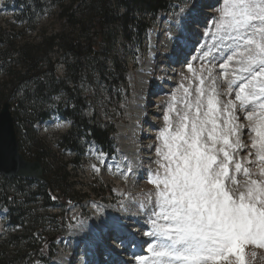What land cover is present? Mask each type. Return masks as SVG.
Wrapping results in <instances>:
<instances>
[{"label":"snow or ice","instance_id":"obj_1","mask_svg":"<svg viewBox=\"0 0 264 264\" xmlns=\"http://www.w3.org/2000/svg\"><path fill=\"white\" fill-rule=\"evenodd\" d=\"M194 7L180 8L181 24ZM215 11L205 33L213 43L200 57L207 75L185 66L197 83L181 73L189 86L171 94L157 133L158 167L148 169L155 188L140 204L151 225L145 264H224L231 256L245 264L244 246L264 247V0H221ZM216 54L227 57L219 75ZM125 162L121 175L134 176L135 162Z\"/></svg>","mask_w":264,"mask_h":264},{"label":"trees","instance_id":"obj_2","mask_svg":"<svg viewBox=\"0 0 264 264\" xmlns=\"http://www.w3.org/2000/svg\"><path fill=\"white\" fill-rule=\"evenodd\" d=\"M54 1L58 12L53 24H58V31L47 32L39 25L44 0H13L17 9L11 15L13 22L6 20L8 30H0V108L6 100L12 104L20 152L26 149L31 160L41 162L54 190L38 181L0 175V208L8 210V231L0 240V264H20L26 259L49 263L55 248L46 229L51 230L54 222H65L63 212L51 214L48 208L58 206L63 211L67 204L81 202L69 199L70 193L64 191L70 187L68 161H61L56 168L44 164L51 150L37 138L34 125L50 119V106L55 104L56 114L71 121L56 146L72 152L76 165L83 152L80 138L94 141L111 154L113 124L100 125L83 114L89 99L84 89L91 85L94 89L103 86L109 94L116 89L120 92L126 84L127 67L118 57L108 58L113 40L118 33L123 39L135 36L141 46L149 26L141 15L153 19L170 6L167 0ZM55 50L63 64L62 76L55 69ZM109 59L114 71L107 67ZM61 94L66 101L55 103Z\"/></svg>","mask_w":264,"mask_h":264},{"label":"rangeland","instance_id":"obj_3","mask_svg":"<svg viewBox=\"0 0 264 264\" xmlns=\"http://www.w3.org/2000/svg\"><path fill=\"white\" fill-rule=\"evenodd\" d=\"M44 1L45 3L39 18V25L45 26L47 32H56L59 27L56 22L53 24V19L58 12V5L54 3V0ZM167 1H170L171 7L170 11L166 14H159L157 18L153 17V19L150 16L141 15L140 18H144L150 28L143 38L142 46H139L135 36L129 39H123L118 33V36L113 40V48L108 58L118 57L124 62L129 73V85H121V91L119 92L116 89L111 92L112 94L107 93L106 88L103 86L94 89L90 85L87 89H84V94L88 95L89 99L87 103L88 108L83 114L88 118L97 120L100 125L112 123L116 130L114 134L116 153L111 159L105 155H101L103 152L96 144L89 143L88 139L80 138L85 153L81 157V162L76 166L73 153L61 151L56 146L59 138L69 130L70 123L68 120L53 116L49 122L40 123L35 127L37 138L42 140L47 149L51 150L52 157H45L44 164L48 163L52 165V168H56L60 165L61 161H68L66 171L69 174L70 187L64 191L70 193L68 194L69 199H81L83 202L80 205L72 204L68 208L66 218L71 228L76 223L78 224L80 220L91 216V212L86 205L90 201L97 199L95 195L105 192V197L101 202H107L112 206L115 205L118 210L125 212V216L139 220L140 225L133 227V229L136 230V233L138 232V239L142 240L140 249L142 252L140 254H134L132 250L137 246L134 244V241L126 242L125 239H115L116 231H111L109 240L110 247L108 248V252L111 251L113 253V256L110 258L111 260L109 259V263L111 264L120 263V259L117 256H126L128 260L125 264H145L144 260L140 259L141 257L148 258L149 261L152 258V250L149 248L152 240L150 237L144 235L145 232L151 231V225L148 222V214L141 209L140 204L146 199L144 193L153 191L155 188L153 184L149 183L148 169L151 167L155 171L158 167L153 163L157 159L155 145L160 143L156 139L157 133L164 127V114L168 107V101L171 100V94L175 91L177 98H179L182 89L178 85L184 84L185 86H189V81L184 80L181 73L192 78L193 87L197 83L194 74L189 72L185 66L191 62L192 68L196 70V73L205 76L207 72L204 71L201 73V67L202 65L205 68L209 66L207 61L201 60L200 57L209 51L213 43L212 37L210 35L206 36L205 33L209 30V21L217 15L215 9L221 3V0H216L213 5L211 4L213 0H205L206 2H202L203 6L207 4L206 8H203V12L198 16V19L194 18L195 21L190 22L191 35L183 43L177 40L178 46L173 43L171 37L177 35L175 21L180 12V8H187L193 3L196 5L200 0L183 1V3L181 0ZM5 3H8V8L4 7ZM13 8L12 0H0V30H8L9 25L6 23V19H10V14L14 11ZM113 26H117V29L120 28L119 24ZM131 27L133 28L130 25ZM153 40L157 43L158 52L156 54L158 55L152 61ZM174 46L176 49L184 46L180 50L183 51L185 56H182L178 60V63L174 65L175 68L171 69L173 66L171 68L168 67L170 72L165 74L162 72V69L166 68L167 64L161 63L163 61L169 62L167 61V56L171 54ZM216 55L217 60L214 62V71L219 75V65L223 64L227 57L225 56L224 59H219V54ZM53 56L57 58L55 60V69L62 76L64 68L60 61L59 51L55 50ZM136 58L137 61H135ZM159 65H162L161 69H159ZM107 67L111 71H114L110 59L107 61ZM233 67H235V62H233ZM143 70L144 72H142ZM228 78L231 79V73H229ZM143 81L147 83V86L143 87ZM161 86H164V89L160 90ZM222 88L226 89L227 84H223ZM64 95L61 94L55 98V103L65 102ZM110 96L113 98L109 101ZM120 96L125 101L119 100ZM231 98L234 99V95ZM143 99L147 103L146 112L140 118L139 103ZM177 107H179V104ZM54 108L55 104L50 106V110L53 112ZM245 123L247 122L245 121ZM58 124L61 126L57 127ZM247 137L248 133L245 131L244 139L246 142ZM127 144L137 146V152L132 153L128 151ZM150 145L152 147H149ZM21 153L29 160L33 158L32 154L28 153L26 149L21 148ZM241 155H246V153L242 152ZM125 159L135 162L136 174L134 176L125 177L118 170L119 166V169L127 171ZM101 161L104 162L102 163ZM93 165H95V168H93ZM252 167L254 168L255 166L252 165ZM238 178L242 180L243 176L241 175ZM53 212L54 210L51 211V213ZM3 222L0 215V225ZM133 222L131 223L133 224ZM122 241L124 244L121 243ZM57 246L59 252L58 257L61 255H70L69 257H71L75 251L79 252L76 255L79 259L86 256L84 249L81 247H75V250L72 249L71 239L67 238L58 241ZM244 250L247 253V257H242L245 264H264V247L248 244L244 246ZM98 256H100L99 259L108 257L106 254H100ZM99 259L96 257V260L92 261L95 264L98 261L100 262ZM76 264H79V262H76ZM224 264L230 263L229 261H224Z\"/></svg>","mask_w":264,"mask_h":264},{"label":"bare ground","instance_id":"obj_4","mask_svg":"<svg viewBox=\"0 0 264 264\" xmlns=\"http://www.w3.org/2000/svg\"><path fill=\"white\" fill-rule=\"evenodd\" d=\"M203 1L205 0H200L198 4L195 5V8L192 9L190 16L186 15L184 17L183 24L180 23L179 17H177L175 21V28L178 34L177 38L181 43H183V41L186 40L191 35V32H188L189 31L188 27H190L189 24L191 21H195L196 18L198 19L199 18L198 16L203 12L202 9V7H204L202 4ZM157 52H158L157 43L153 40L152 54L158 55L156 54ZM151 60L153 61L152 58ZM173 68H175V66H173L171 69ZM142 72H144V70ZM145 86H147V83L143 81V87ZM146 104L147 103L145 99L141 100V102L139 103L140 118H142V116L146 112ZM126 147L128 151H131L132 153H136L138 149V147L134 145H128ZM86 206L89 208L88 210L91 212V216L85 218L84 220H81L72 229L71 238L73 243L79 241L80 243H85V245L87 246L90 243L92 244L91 248H88V250H86L89 255L88 258H91L92 256H96L98 252H102V250H107V246L108 245L110 246L109 240H110L111 231H116L115 234L117 235V238L119 240L125 239L127 242L134 241V243H136L137 245L135 248L141 249L142 240L138 239L137 237L138 232L136 233V230L133 229V227L140 225L139 220H137L136 218H130L125 216L124 211L118 210L115 207V205L112 206L107 202L93 200L90 201V203L87 204ZM131 222H133V224ZM90 239H93V241H91ZM121 254L123 253L121 252ZM110 255L113 254L110 253ZM242 256L247 257V253L245 252V250H243ZM119 258L123 260L122 262H120V264H125L126 261L128 260L126 256H119ZM72 259L73 257L69 258L68 256L61 255L60 257H57L55 263L73 264V262L71 261L69 262V260ZM88 262H89L88 259H85L82 260L79 264H88ZM229 263L237 264L235 256L230 257Z\"/></svg>","mask_w":264,"mask_h":264},{"label":"water","instance_id":"obj_5","mask_svg":"<svg viewBox=\"0 0 264 264\" xmlns=\"http://www.w3.org/2000/svg\"><path fill=\"white\" fill-rule=\"evenodd\" d=\"M6 100L0 108V174L7 178H25L50 184L38 160H27L19 151L15 115Z\"/></svg>","mask_w":264,"mask_h":264}]
</instances>
